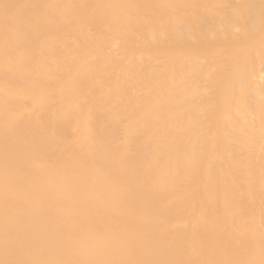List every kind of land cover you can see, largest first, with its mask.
Wrapping results in <instances>:
<instances>
[{"label": "bare ground", "instance_id": "1", "mask_svg": "<svg viewBox=\"0 0 264 264\" xmlns=\"http://www.w3.org/2000/svg\"><path fill=\"white\" fill-rule=\"evenodd\" d=\"M0 264H264V0H0Z\"/></svg>", "mask_w": 264, "mask_h": 264}]
</instances>
